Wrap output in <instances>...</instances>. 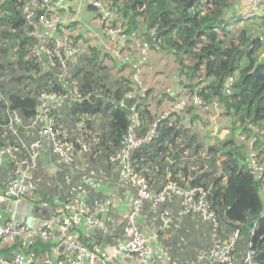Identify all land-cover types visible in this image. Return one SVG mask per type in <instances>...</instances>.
I'll use <instances>...</instances> for the list:
<instances>
[{
    "label": "trees",
    "instance_id": "1",
    "mask_svg": "<svg viewBox=\"0 0 264 264\" xmlns=\"http://www.w3.org/2000/svg\"><path fill=\"white\" fill-rule=\"evenodd\" d=\"M105 1L114 13L113 24H117V21L122 24L127 41L135 33L147 41L152 49L177 57L183 54L179 71L180 77L186 80L185 88L191 92L199 91L205 101L220 100L225 113L233 119L234 135L225 141H217L213 148L209 145L204 147V143L182 125L177 115L161 120L150 142L131 155L136 171L147 179L153 193L159 192L169 181L184 188L207 190L211 208L218 219L220 238H227L234 230H240L233 254L237 264L243 263L249 250L255 252L257 264H264L261 182L250 174L245 149L236 142L240 132L250 134L247 124L260 129L262 134L256 138L255 150L258 157L264 160V59H258L262 46L259 39H250L245 31L231 34L229 42L221 39L222 34L226 33L222 19L234 0H208L211 7L203 16L199 11V0L191 9L187 8L189 0ZM24 4L25 0L0 2V152L11 147L17 150L14 156L23 157L25 151L20 144L27 146L38 139L39 128L25 130V126L37 114L41 95H67V99L58 102L57 108L51 112L56 128L66 132L69 142L77 151L76 160L83 158L78 151L84 142L91 149L90 154L84 156L85 162L111 167L107 163L108 158L121 150V142L131 124L129 107L137 102L135 98L125 99L126 108H118V103L130 92L129 82L121 76H113L112 70L103 68V62L99 59L101 50L90 46H85L83 53L66 60L65 68L56 58L51 64L35 58L31 51L38 41L30 36L31 28L22 14ZM88 8L95 10L91 5ZM56 11L62 15L58 7ZM261 26L264 31V12ZM70 38L74 43L81 41L75 35L70 34ZM199 78L204 79L201 89L199 86L203 82H197ZM228 78L234 79L229 98L222 91ZM74 89H77L80 99L74 98ZM216 89L218 94H214ZM148 99L149 90L138 100L136 137L145 136L160 115L151 113ZM12 113L17 114L20 125L31 140H25L19 127L14 134L6 131ZM100 119L104 120L105 130L97 133L93 121ZM96 139L97 143H94ZM4 164H8L12 170V162L6 156L0 168ZM168 173L171 176L166 179ZM159 177L163 182L157 188L154 181ZM73 205L70 203L64 214H69ZM150 206V203L145 204L146 209ZM166 207L168 205L163 204L159 208ZM51 208L44 215L46 210L35 206L33 214L37 217L44 215L43 221L62 214ZM146 209L143 212H147ZM190 217L210 225L212 234V225L197 216L188 215L182 221ZM157 223L162 230L160 222ZM177 223L174 221L169 229ZM249 225H253L252 232L245 234ZM115 229L117 233L120 226L116 225ZM242 240L247 243L245 251L236 256ZM54 247L52 243L36 240L29 250L36 256H49ZM8 251L11 252V249L8 248ZM240 259L241 262L238 261Z\"/></svg>",
    "mask_w": 264,
    "mask_h": 264
},
{
    "label": "built area",
    "instance_id": "2",
    "mask_svg": "<svg viewBox=\"0 0 264 264\" xmlns=\"http://www.w3.org/2000/svg\"><path fill=\"white\" fill-rule=\"evenodd\" d=\"M1 1L4 2L5 0ZM54 1L57 0H25L22 14L26 24L31 28L30 36L38 41V45L32 49L31 54L41 60H43L42 56H45L46 62L50 64L56 58L60 66L65 68L64 62L74 58L79 53H83L85 45L80 41L74 43L70 38V34H68L69 32H60L63 24L62 15L56 11ZM249 2L253 6L264 8V0H249ZM210 4L211 2H208V0H199L201 16L207 13V10L211 7ZM90 5L98 12L102 34L111 42L110 46L101 49V52L107 54L121 68H129L131 71L129 79L121 76L122 79L129 82L130 92L125 94L118 103V108H126L125 99H137V102L129 107L131 124L121 142L122 148L111 155L107 161L109 165L114 167L115 171L123 176L125 183L133 190L128 212L123 218L118 219L117 225L121 229V245L117 253L134 256L141 264L149 260L150 247L148 239L140 230L138 220L145 204L150 203L151 208L158 213V220L162 229H169L174 221L179 222L188 215L197 216L202 221L212 225V245L208 251L201 253L200 260L207 259L208 264H237L233 254L240 236V230H234L227 238H220L217 232L218 219L211 208L207 190L200 187L184 188L175 182L169 181L159 192L153 193L147 179L136 171V166L131 160L132 153L144 144L149 143L154 137L157 124L161 120L177 115L185 122L186 128L191 125V122H188V110L205 112L208 108L218 109L220 105L215 101H205L199 91L191 92L185 88L184 83H186V80L180 77L183 87L175 91V101L171 108L168 111L159 113L158 119L153 122L151 129L145 136L136 137L135 129L139 125V113L136 109L139 98L145 92L140 66L148 62L152 47L135 33L131 34V40L127 41L128 37L122 24H113L115 16L105 0H94ZM230 8L231 6L226 10L222 20L227 19ZM38 12H41V15L38 16ZM240 15L245 19L249 17L248 14ZM261 32H263L262 36L258 39L264 46L263 29ZM116 39L117 42H115ZM221 39H227L226 41L229 42L230 36L224 37L222 35ZM234 42L237 43V41ZM60 52L63 53V59ZM258 59H264V50L258 52ZM197 82H203L199 86L201 89L204 85V79L199 78ZM233 84V78H228L224 82L222 91L225 97L229 98L228 96L232 95ZM73 92L74 98L80 99L77 89H74ZM67 97V95L55 94L41 95V104L37 114L25 126V130L39 128L38 139L27 146L20 144V148L25 151L23 157L14 156L17 150L11 147L0 152V166L5 156L11 160L13 165L12 175L0 196L3 201L18 202L35 190L34 171L37 167V160L41 156V149L46 143L49 144L52 153L66 165H72L77 161V151L69 142L66 132L56 128L55 121L51 116V112L57 108L58 102H63ZM20 126L17 114L12 113L6 125V131L14 134L16 128ZM247 129L250 134L240 132L236 136V142L245 149L250 174L255 180L261 182V198L264 200V160L258 157L255 150L256 138L262 132L250 123L247 124ZM218 140L222 139L218 138ZM94 143H97V139ZM90 152V146L87 143H81L78 153L83 155V161H85L84 156L89 155ZM83 198L84 196L80 195L75 204L76 206L73 205L74 208L72 207V212L69 214L62 213L49 220L41 221L42 223L37 229L30 228V216H16L10 213L5 215V219L0 218V251L4 247L7 250L8 248L11 249L9 257L3 258L1 264H111L109 258L104 257L95 247L83 244L76 234V227L81 222L82 217H86L87 223L92 228L102 226L101 222L88 216L87 209L82 203ZM163 204H167L168 207L160 209L159 207ZM175 204L178 205L176 212L173 209ZM55 226L58 227V233L55 231ZM250 232H252V229ZM36 240L55 245L51 253L54 260L50 255L36 256L29 250L31 243ZM242 264H257L253 250L247 252Z\"/></svg>",
    "mask_w": 264,
    "mask_h": 264
},
{
    "label": "crops",
    "instance_id": "3",
    "mask_svg": "<svg viewBox=\"0 0 264 264\" xmlns=\"http://www.w3.org/2000/svg\"><path fill=\"white\" fill-rule=\"evenodd\" d=\"M93 1L60 0L58 9H60L63 21L60 32H69L68 34L75 35L78 39H81L80 42L85 46L97 48L98 50L106 49L111 42L101 32L97 10H89L90 7L88 8ZM230 6L227 19L223 20L225 24L222 25L226 33L222 35L231 37L233 33L245 31L250 39L261 38L263 32L259 29L262 27L261 18H263L264 8L253 6L249 0H234ZM240 14H248L249 17L245 19ZM117 23L120 22L117 21ZM117 41L116 39L115 42ZM262 50H264L263 45L260 48V51ZM110 60L115 67H119L117 76L130 78L131 71L129 68H121L111 58ZM140 67L143 87L145 86V91L149 90L150 99L147 100L150 104L149 109L152 114H157L159 107L173 104L175 91L183 87L179 71L181 65H179L178 57L175 54L154 48L148 62L141 64ZM111 70L112 72L114 71L113 68ZM124 70L129 75H126V72L123 73ZM184 84L186 85V83ZM215 103L220 105L218 109L212 110L208 108L205 112L188 110V122H191V125L186 128L204 143V147L209 145V147L213 148L217 141H225L234 135L232 132V116L225 113L220 100H216ZM100 121L102 120L100 119ZM95 122H98V120L93 121L94 125ZM102 122L104 123V120ZM181 123L183 126L186 125L183 120ZM18 129L24 133L22 136L25 137V140L29 141L32 139L29 134H26L24 128L20 126ZM103 130L105 129L103 128ZM219 135L221 137H218ZM218 138L222 140H218ZM40 154L41 158L39 157L37 160L36 171H34L35 190L24 198L25 202H7L0 198V218L5 219V215L10 213L16 216H23L17 214V209L19 207L26 208L25 203L34 205L32 212L35 211L34 208L37 206L46 210L44 214L46 215L48 208L52 207V210L54 207L56 213L64 214L70 203L76 206L78 198L83 195L82 203L87 209L88 216L101 222L102 226L100 228H92L87 223L86 217H82L81 222L76 227V234L79 236L80 241L85 245L95 247L104 257L109 258L111 264H141L134 256L117 253L121 245V229L116 233V220L126 215L133 196V190L125 183L123 176L118 171H115L112 166L107 167L92 161L85 162L82 159L77 160L72 165H66L52 153L48 143L42 147ZM170 160L172 161V159ZM11 175V167L8 164H4L0 168V196ZM170 176V173L166 174V179ZM162 182L163 179L160 177L154 181L157 188ZM176 207L177 204H175ZM72 209H70V212H72ZM148 211L151 219L157 222V220H154L156 219L157 211L152 209L151 206ZM100 213H106L104 219L96 217ZM145 214L142 212L138 220L139 228L148 239L150 247V258L144 264H208L207 259L200 260L199 258L201 253L208 251L212 244L210 225L203 224L206 235L209 240L211 239V242H207L208 249L197 251V246L192 244V242L187 244L185 241L178 242L175 238L171 239L172 230L177 229L180 224L181 226L179 227H183L184 230L190 229L193 224L189 223V221L195 219V217L181 220L175 227L165 232L160 229L159 224L155 225L149 221ZM43 216L37 217V215L35 216L32 213L29 223L30 227L37 229L42 223L41 221L44 220ZM55 231L56 233L59 232L57 226H55ZM245 242L246 240H242L240 243L244 248L242 252L237 249L236 256L244 253L247 244ZM240 244L239 247L241 246ZM201 245L203 246L204 244L202 243ZM6 250L4 247L0 251V264L3 258L9 257V251L7 250V252ZM51 253L49 254L50 257H52ZM52 260H54L53 257ZM238 261L241 262V259Z\"/></svg>",
    "mask_w": 264,
    "mask_h": 264
},
{
    "label": "rangeland",
    "instance_id": "4",
    "mask_svg": "<svg viewBox=\"0 0 264 264\" xmlns=\"http://www.w3.org/2000/svg\"><path fill=\"white\" fill-rule=\"evenodd\" d=\"M60 0H57L56 2H54V5L56 6V8L59 6V3ZM256 26V25H255ZM260 31H262V28L260 27L259 29ZM102 51V50H101ZM99 59L101 60V62H103L102 66L103 68L105 67V69L111 71V68L114 69L113 71V76H117L119 72H117L118 68L115 67L114 63H112V61L110 60L109 56L108 55H105V54H100L99 56ZM178 62H179V55H178ZM73 64V63H71ZM70 70V69H69ZM126 70H124L123 73H125ZM129 72V70H128ZM112 73V72H111ZM121 75H123L121 72H120ZM126 75H129V73L126 72ZM113 80V79H112ZM144 85V84H143ZM145 87V86H144ZM167 106V107H166ZM163 105L162 107H159V111L158 113H161V112H165V111H168L171 106H168V105ZM103 125L104 123L102 121H98V122H95V125L94 127L96 128V130L98 131H102L103 130ZM95 130V129H94ZM25 202L23 198L20 199L19 202ZM146 209V207L144 208ZM148 209H146L147 211ZM31 212L27 209V208H23V207H19L17 209V214L19 215H23V216H27V214H30ZM33 213V212H32ZM146 213L145 216L147 217V219L151 222H153L155 225L158 224L157 222H154L151 217H150V214H149V211L148 212H144ZM32 215V214H31ZM156 215V214H155ZM31 217V216H30ZM154 220H158V217L156 215V219ZM32 221V220H31ZM189 223H192L193 225H191L192 227L188 230H184L183 227H179L181 226V224L178 226L177 229H174L172 230V238L171 239H174L178 242H186L187 244L192 242V244L196 245L197 246V251L201 250V251H205L208 249V245H207V242H211L208 238V236L206 235V231H205V228H204V225L203 223H201L199 220L197 219H194V220H190ZM30 226V225H29ZM31 228V227H30ZM164 230V229H162ZM169 231V230H168ZM205 242V243H204ZM204 244L203 246L200 244ZM210 245V244H209ZM241 246L239 247V250L242 251L243 250V247H242V244H240ZM182 247H185V246H182ZM211 247V246H210Z\"/></svg>",
    "mask_w": 264,
    "mask_h": 264
},
{
    "label": "water",
    "instance_id": "5",
    "mask_svg": "<svg viewBox=\"0 0 264 264\" xmlns=\"http://www.w3.org/2000/svg\"><path fill=\"white\" fill-rule=\"evenodd\" d=\"M196 2H197V0H189V3L187 4V8H188V9H191L192 6H193ZM39 15H41V12H38V16H39ZM36 20H37V19H36ZM154 37H156V36H154ZM60 55H61V57H62V59H63L64 56H63V53H62V52H60ZM182 57H183V54H180V55H179V62H178L179 65H181ZM42 58H43V61L46 62V60H47L46 57H45V56H42ZM214 94H218V89L215 90ZM211 193H212V191H211ZM24 205H26V208L31 212L30 214H27V216H31L32 211H33V204L25 203ZM105 216H106V213H100V214H98L96 217H97V218H100V219H104ZM225 219H226V217H225ZM252 228H253V225H249V226L245 229V233H249V232L251 231Z\"/></svg>",
    "mask_w": 264,
    "mask_h": 264
}]
</instances>
